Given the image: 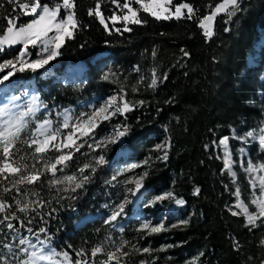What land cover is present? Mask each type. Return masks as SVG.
I'll return each mask as SVG.
<instances>
[{"label": "trees", "instance_id": "16d2710c", "mask_svg": "<svg viewBox=\"0 0 264 264\" xmlns=\"http://www.w3.org/2000/svg\"><path fill=\"white\" fill-rule=\"evenodd\" d=\"M42 2L51 5L55 0ZM95 2L76 0L75 11L80 28L73 39L66 40L60 50L61 55L55 60L60 64L83 61L86 67L82 75L61 83L37 74L35 85L42 104L48 106L49 110L37 114L36 118L53 115L56 109L124 85L129 102L136 104L143 100L145 104H137L134 111L126 114L127 119L117 116L116 120L111 121L130 126L125 144L131 149L135 160L143 164L151 158L148 165L138 168L143 172L148 171L146 184L155 190L166 188L185 203L176 210L178 213L168 214L164 222L167 230L152 235L138 232L139 224L132 220L122 225L123 231L106 226L102 218L77 225V221L85 214L102 211L106 207L101 205L102 202L114 197L122 190L120 186L126 184L121 183V180L116 184L108 183L112 176L106 167L107 162L96 166L97 170L89 182L75 193L58 192L57 187L62 188L63 185L50 188V174L46 173L40 182L30 186L40 193L39 198L44 207L27 216L16 212L24 223L21 228L20 221H13L19 229L16 234L28 233L36 238L39 229H46L51 239L47 240L44 234H40V239L45 240L46 245L57 253L67 252L72 264L77 259L98 264L107 258L108 251L114 250L122 242L126 244L124 251L129 255L122 257L120 264H141V261L147 264H170L196 257H199L198 264H261L264 260V247L261 246L264 221H257L259 226L249 230L245 227L243 216L231 215L228 203L232 200V182L222 169L214 141L219 135L227 134L229 126L247 128L262 116L258 97L259 89L263 88L257 77L264 65V45L256 66L245 64V54L256 37V29L264 30V0H239L242 10L230 20L224 13L218 15L210 38L202 34L197 26L198 19L209 12L218 0H173V3L192 4L196 9L193 19L155 21L147 17L146 24L129 25L133 30L122 34L115 31L116 28H123L122 23L117 22L113 26L107 20L114 11L121 14L111 0H102L101 8L111 34L104 30L98 19L87 15ZM0 5V26H3L6 24L3 17L17 13L13 11L16 6L9 4L8 0H0ZM60 15H63V11ZM140 15L143 17L145 14ZM30 18L21 16L18 24ZM18 47H6L0 52V63L14 59L18 55ZM153 49L156 51L155 58L151 54ZM181 49L187 51L189 56H184ZM103 51L105 54L95 58L96 54ZM29 52L33 57L38 54L31 46ZM137 66L139 72L134 70ZM153 67L157 69L158 75L167 73L168 78L158 81L155 88H150L147 85ZM103 71L115 73L118 82L104 81L101 78ZM16 75L26 77L30 72H18ZM140 75L145 79L138 83ZM134 85L138 87L135 93L132 92ZM33 125L30 123L21 133V141L30 137ZM101 131L99 127L96 133ZM162 134H166L171 141L167 161L157 159L162 152L152 148ZM205 145H208L207 150ZM16 147L19 151L14 149L15 159L28 156L26 162L29 165L34 163L32 149L21 142ZM115 150V144L94 151L85 143L79 152L74 153L73 159L68 162L69 166L63 172L58 171L57 176L78 175V169L83 164L95 166L93 158L98 155H103L108 161ZM47 155L53 157L56 153L52 151ZM85 175H90V171H86ZM197 187L200 193L194 195ZM13 195L14 192L4 194V199L14 205ZM168 204L169 200H166L162 207ZM11 211H15V208ZM29 220L31 223H28ZM185 220L188 221L186 225L181 223ZM28 228L33 231L29 233ZM234 240L239 241L238 251L234 250ZM4 243L12 244L14 254L8 253L3 247H0V254L6 256L10 264H17L24 256L19 252L20 245L6 225H0V245ZM101 245L103 252L93 258L92 250ZM164 245V250H160ZM133 246L139 249L147 247L151 253L141 254ZM81 251L85 255L78 257L76 253Z\"/></svg>", "mask_w": 264, "mask_h": 264}, {"label": "snow or ice", "instance_id": "6c2138e0", "mask_svg": "<svg viewBox=\"0 0 264 264\" xmlns=\"http://www.w3.org/2000/svg\"><path fill=\"white\" fill-rule=\"evenodd\" d=\"M9 4H14L16 7L13 9L17 14L8 15L3 17L6 24L0 26V52H3L6 47L11 48L16 45H21L18 55L12 60H6L0 63V85H5L11 77L16 73H24L30 71L33 74L45 67L52 61L56 60L61 55V48L64 46L66 40L73 39L77 30L80 28L79 20L76 15V0H55L53 4L43 3L42 0H8ZM111 3L120 10L121 14L115 11L107 20L111 21L114 26L117 22L123 24V28H116L118 33L131 32L133 29L129 25H144L146 24L147 17H152L155 21H169L172 19H193L196 9L188 2H181L178 4L173 3V0H111ZM2 6V5H0ZM102 0H96L94 7H90L87 11L89 17L98 19L99 24L103 25L104 30L111 34L109 24L101 10ZM239 0H218L211 11L198 19L197 26L202 30L205 37L213 35V27L215 18L224 13L230 20L232 16L241 11ZM63 11L64 16L60 13ZM141 13L145 14L143 17ZM21 16H29L31 20L18 24ZM227 30V29H226ZM163 35V34H162ZM29 46L39 48L36 59L29 58ZM83 47V45H82ZM184 56H189V53L181 49ZM152 56L155 58L156 51L152 50ZM135 71L139 72L140 68L137 66ZM150 83L147 85L150 88H155L158 81H166L167 73L162 76L158 75L157 69L153 67L150 69ZM116 74L106 72L102 75L104 81L117 83L115 78ZM145 77L141 76L138 83L143 82ZM3 91V89H0ZM138 87L132 86V92H137ZM128 95L125 86L121 85L119 94L111 96L104 101L103 104L94 108L91 113H82L80 117L73 118L72 115L66 110L62 116V124L53 129V122L50 119H43L35 124L30 137L27 140L21 141V133L24 132L29 125V118H34L36 113L41 110V103L39 97L34 95L27 105L26 111L15 112L10 108H0V225H6L11 233H18L19 229L13 224V221H20V227H24L23 220L16 215V212L23 213L27 216L30 212H37L38 208L44 207V203L40 200V193L36 192L30 186L37 184L41 181V177L46 173L50 174L48 184L51 187L63 185L62 188L57 187L58 192L75 193L78 189L89 182L91 176L95 174L96 166H102L107 161L103 155L94 157V164L85 163L78 169V175H64L57 176V172H63L68 167V162L73 159L75 152H79L85 146L87 140H92L93 143H88L87 146L94 151L98 148H106L108 144L120 143L121 139L128 135L130 126L127 124L117 123L113 126V132L110 136L104 137L102 140L96 141L93 133L95 129L103 121H110L114 116H124L134 111L136 105L143 106L145 101L141 100L133 104L126 99ZM17 97H13V100ZM171 103L172 101H168ZM46 107V106H44ZM67 130L62 135V131ZM264 133V129L260 130ZM87 138V139H86ZM255 139L256 135L253 131H248L245 137L241 139ZM21 142L26 144L29 149H32L31 158L34 163L29 165L26 161L28 156H21L19 160L15 159L17 143ZM228 137H223L219 140L218 146L224 147V169L233 177L235 183V172L232 170L231 154L228 150ZM215 143V142H214ZM260 147L264 149V134L259 137ZM171 148V141L166 140L164 144L157 145L156 151L162 152V155L157 157L162 161H167L168 152ZM208 145H205L207 150ZM14 149L16 151H14ZM54 151L55 156L49 157L47 153ZM151 158L149 157V160ZM149 160H145L143 164H133L130 168H126L123 172L117 175H123L126 172H131L136 168L145 167L148 165ZM41 165V167H37ZM86 171H90V175H85ZM245 172L251 177L249 183L253 189L257 186L259 188V195L253 192V198L250 201L255 205L256 211L250 212L249 206L241 199V192L237 187L233 195L236 197V203L229 208L232 216H243L245 219V227L249 230L258 227L257 221H264V175L256 177L253 173H264V164L255 165L248 161ZM117 175H113L111 180H117ZM149 175L148 171L138 173L137 175L128 178L124 181L125 184H134V188L127 189L133 196H135L144 187L143 181ZM29 186V187H23ZM14 192L12 200L9 203L4 199V194ZM200 189L197 187L194 190V195H199ZM21 197V198H18ZM72 198V197H68ZM165 200H175L177 205H183V199H177L175 194L171 191L158 195L146 204V207H154L158 202ZM130 203L127 197H124L122 202L116 204L103 223L108 226L116 227L118 219L126 215V205ZM15 208V211H11ZM232 208L239 211L232 210ZM10 213V214H9ZM31 223V220L28 221ZM182 224H187L188 221H182ZM177 227V225H172ZM121 231L123 228L121 226ZM167 230L165 224L160 222L157 225H152L150 222H143L137 228L138 232L145 235H152ZM27 231L31 233L33 230L28 228ZM40 234H44L47 240L51 237L47 235V230L44 228L39 229V234H36V240L39 241L40 250L37 251V245L31 239L24 238L19 235L18 244L25 246L20 249L26 255V259L19 260L18 264H72L71 258L67 252L57 253L55 249H50L46 245L45 240L40 239ZM110 239V238H109ZM234 250H239V241L234 240ZM261 246L264 247V240L261 241ZM7 249L8 253H13V246L10 243L0 245ZM126 244L122 242L118 247L106 253V259L99 261L98 264H120L121 258L129 255L124 251ZM135 248V246H133ZM32 249L29 251V249ZM141 254L151 253V249L144 247L143 249L135 248ZM103 252V246L95 247L91 256L94 258L97 254ZM14 254V253H13ZM78 257H83V251L77 252ZM200 255H203L201 253ZM54 257H60L54 259ZM199 257H196L188 262V264H198ZM0 264H10L6 256L0 254ZM75 264H89L86 259H77ZM141 264H147L146 261H141ZM264 264V260L261 261Z\"/></svg>", "mask_w": 264, "mask_h": 264}, {"label": "rangeland", "instance_id": "374dc122", "mask_svg": "<svg viewBox=\"0 0 264 264\" xmlns=\"http://www.w3.org/2000/svg\"><path fill=\"white\" fill-rule=\"evenodd\" d=\"M181 3V2H180ZM178 4V3H174ZM215 6V5H214ZM213 6V7H214ZM211 11V9H210ZM209 11V12H210ZM209 12L205 13L204 15L208 14ZM65 13L63 12L64 16ZM203 15V16H204ZM31 18L21 24H24L28 21H30ZM264 45V30L261 28L256 29V37L252 42L251 48L249 51L245 54V64L247 66H256L260 62L261 59V47ZM22 46L19 45L18 49H20ZM37 53H39L40 49L37 47L35 48ZM29 52V49H28ZM19 53V50H18ZM105 54V52H100L95 56L98 57L100 55ZM29 58L30 59H36L37 55L33 57V54L29 52ZM84 63L76 61L74 63H65L60 64L56 62L55 60L50 62L45 69L39 70L35 74H39L42 77H50L51 80H60L61 82H66L70 80V77L72 73H75L72 78L78 79L82 73H83ZM62 70V71H60ZM106 71V70H104ZM103 71V72H104ZM30 72V71H29ZM32 73V72H31ZM105 73V72H104ZM103 73V74H104ZM142 75H140L141 77ZM151 76V72H150ZM257 80L259 84L262 85V90L259 89V97H258V104L261 108V117L254 123V125H251L247 128H237L235 126H229L228 127V133L224 135H219L215 139V149L218 153L219 159L221 160L222 169L226 172V174L230 177L232 182V191L231 196L232 200L228 203V209L232 207L236 203V197L233 195L234 190L239 187L241 192V199L249 206L250 212H255L256 207L255 205H252L250 201L253 198V192H255L256 195H259V188L258 186L253 189L249 183L251 177L248 173L245 172V168L247 167V163L249 160L255 165H261L264 164V149L260 147L259 143V137L261 134V129H264V65L259 69ZM34 82V81H33ZM32 78L23 79L21 76H18L15 74V76L11 77L8 82H6L5 85H0V89H3V91H0V108H10L15 112L19 111H26L28 103L31 101L32 97L35 95V88L33 86ZM119 89L117 88L113 91L106 92L103 94H96L92 95L91 97L84 98L79 100L74 105L68 106L66 108H63L60 111H57L54 115H49L43 119H50L53 122V129L59 127L62 124L63 116L62 114L67 110L72 117L78 118L82 113H91L94 108L98 107L99 105L103 104L107 98L118 95ZM13 97H17V99L13 100ZM127 99V98H126ZM41 103V102H40ZM42 105V104H41ZM45 105H42L41 111H47L48 108L44 107ZM37 112V113H39ZM36 113V114H37ZM119 116V115H117ZM117 116L112 117L111 120H116ZM123 117V116H122ZM42 119V120H43ZM34 120V118H29V121L31 122ZM42 120H36L35 124ZM103 121L99 124V126L95 129V132L93 135L95 136L96 141L102 140L106 136H110L113 132V123L114 121ZM29 122V123H30ZM101 127L102 131L100 133H96L97 129ZM35 128V127H34ZM33 128V129H34ZM32 129V130H33ZM67 130L62 131V135ZM248 131H253L256 135L255 139H241L245 137L246 133ZM223 137H228V150L231 154V160H232V170L235 172V183H233V177L229 175V173L224 169V147L218 146L219 140ZM87 139V138H86ZM168 140V137L166 134H162L159 136V139L154 142L153 149H156L157 145L164 144L165 141ZM92 140H87L88 143H92ZM116 150L114 152V155L112 159L107 161L106 167L110 170L111 176L117 175L118 173L123 172L124 169L130 168L133 164H141L142 161L135 160L133 158L131 149L125 144V137H123L120 141V143L115 144ZM140 169L138 168L134 169L131 172H126L123 175H117V180L112 181L113 184H116V182L121 180V183H124V181L128 178H131L138 173H142ZM65 174H63L64 176ZM253 176L259 177L264 175V173L256 172L252 174ZM123 180V181H122ZM144 187L138 192L135 196H133L127 189L134 188V184H126V186H120L122 190L118 194H116L114 197H111V199L102 202V206H105L102 211H99L98 213H89L85 214L77 224L83 223L88 220H92L94 218H102L105 219L108 215H110L111 211L113 210L114 206L124 199V197H127L130 203L126 205L125 212L126 215L122 218L118 219L116 228L120 229L121 226L126 223V221H137V223L140 225L143 222H150L152 225H157L160 222H165L168 219V214H176L178 211H176L178 208L182 207L183 205H177L175 203V200H169V204L165 207H162L164 204L163 202H158L154 207H146L145 205L154 200V198L158 195H163L166 192H169L166 188H159L158 190H155L152 187H149L145 180L143 181ZM124 185V184H123ZM177 199H182L181 197L175 196ZM166 201V200H165ZM151 210V211H148ZM152 210L155 212H152ZM232 210L239 211L238 209L232 208ZM157 213V214H156ZM82 221V222H81ZM13 236L16 237V242L18 243L19 235L16 233H12ZM24 238L31 239L33 243L37 245L36 250H40V244L39 241L36 240L32 235L30 234H23ZM25 246H20V249ZM48 247V246H47ZM166 246H162L160 250H164ZM49 248V247H48ZM32 249L30 248L29 251ZM20 253L24 254L20 251ZM26 255L24 254V257L21 259H26ZM54 259H58L57 257H54ZM189 261H179L170 263V264H188Z\"/></svg>", "mask_w": 264, "mask_h": 264}, {"label": "bare ground", "instance_id": "6f19581e", "mask_svg": "<svg viewBox=\"0 0 264 264\" xmlns=\"http://www.w3.org/2000/svg\"><path fill=\"white\" fill-rule=\"evenodd\" d=\"M75 73H72L71 76H73ZM43 264H47V262H43Z\"/></svg>", "mask_w": 264, "mask_h": 264}]
</instances>
